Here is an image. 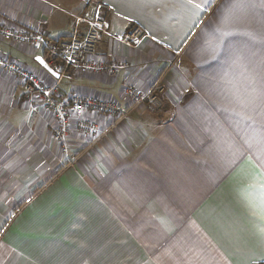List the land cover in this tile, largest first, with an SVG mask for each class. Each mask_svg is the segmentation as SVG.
I'll return each instance as SVG.
<instances>
[{
  "label": "crops",
  "instance_id": "crops-1",
  "mask_svg": "<svg viewBox=\"0 0 264 264\" xmlns=\"http://www.w3.org/2000/svg\"><path fill=\"white\" fill-rule=\"evenodd\" d=\"M97 2L110 34L148 35L137 48L102 35L90 59L127 66L57 86L126 112L97 142L72 121L63 150L38 95L0 66V264L264 262V0H208L199 15L180 0H0V27L65 37ZM37 57L49 66L41 45L0 36V61L50 86ZM157 79L158 104L130 109L124 90Z\"/></svg>",
  "mask_w": 264,
  "mask_h": 264
},
{
  "label": "built area",
  "instance_id": "built-area-1",
  "mask_svg": "<svg viewBox=\"0 0 264 264\" xmlns=\"http://www.w3.org/2000/svg\"><path fill=\"white\" fill-rule=\"evenodd\" d=\"M103 2H97L90 18L76 17L71 34L60 38H49L43 34H29L21 30H9L0 27V36L6 40L17 43L41 45L45 59L55 73V81L52 85L43 83L33 72L19 68L15 63L0 61V66L15 74L25 86V98L30 99L33 94L40 98V108L52 114L55 120L53 132L54 140L65 150V141L68 137L71 122L77 132L83 136H93L97 142L102 136L117 124L126 112L121 111L112 101H99L92 98L80 97L74 94L59 95L57 86L64 78H70V74L77 71L99 72L108 70L114 72L115 68H124L126 62L105 64L92 61L90 57L95 54L96 47L102 35L128 47L137 48L147 38L146 32L138 25H132L121 35H112L108 30V22L103 12L108 10ZM84 24L85 30L81 31L79 25ZM163 88L159 79L155 80L145 93H140L130 88L124 90L130 109L142 104L156 105L160 100ZM86 112L98 113L105 116H113V123L102 130H98L96 124L83 118Z\"/></svg>",
  "mask_w": 264,
  "mask_h": 264
},
{
  "label": "snow or ice",
  "instance_id": "snow-or-ice-1",
  "mask_svg": "<svg viewBox=\"0 0 264 264\" xmlns=\"http://www.w3.org/2000/svg\"><path fill=\"white\" fill-rule=\"evenodd\" d=\"M181 8L182 9H188L192 12L193 15H199L201 12L205 11V4L208 3V0H204V3H198L197 0H180ZM231 11H229L223 18V22L225 24L229 23L231 19ZM217 31H221V36H227L230 33L226 31H222L220 29H217ZM155 39V37H153ZM215 51V50H214ZM38 60H40V57H37ZM43 63V61L41 60ZM245 119H250V117H244ZM262 178H264V173H261ZM261 189L264 190V184L261 185ZM260 219L261 222L264 223V203L261 205V213H260ZM262 242H264V231L261 233ZM261 259H264V256L261 257ZM253 264H255V261H253Z\"/></svg>",
  "mask_w": 264,
  "mask_h": 264
},
{
  "label": "water",
  "instance_id": "water-1",
  "mask_svg": "<svg viewBox=\"0 0 264 264\" xmlns=\"http://www.w3.org/2000/svg\"><path fill=\"white\" fill-rule=\"evenodd\" d=\"M39 62L46 70H48L49 72H52V69L47 64H45L44 62L41 63V60Z\"/></svg>",
  "mask_w": 264,
  "mask_h": 264
},
{
  "label": "trees",
  "instance_id": "trees-1",
  "mask_svg": "<svg viewBox=\"0 0 264 264\" xmlns=\"http://www.w3.org/2000/svg\"><path fill=\"white\" fill-rule=\"evenodd\" d=\"M255 264H264V262H259V263H255Z\"/></svg>",
  "mask_w": 264,
  "mask_h": 264
}]
</instances>
